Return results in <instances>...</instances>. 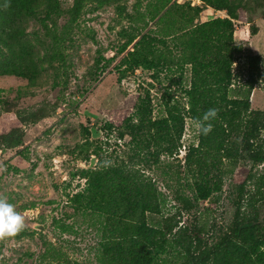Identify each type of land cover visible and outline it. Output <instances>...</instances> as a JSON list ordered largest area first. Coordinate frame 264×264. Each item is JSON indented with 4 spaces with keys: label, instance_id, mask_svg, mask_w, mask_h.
<instances>
[{
    "label": "rangeland",
    "instance_id": "rangeland-1",
    "mask_svg": "<svg viewBox=\"0 0 264 264\" xmlns=\"http://www.w3.org/2000/svg\"><path fill=\"white\" fill-rule=\"evenodd\" d=\"M175 1L201 5L197 0ZM136 2L118 0L102 6L86 2L70 35L59 45L46 35L45 26L53 25L44 12L29 19L26 38L44 60L42 85L29 87L24 79L0 76V197L24 216L27 235L0 238V264H100L104 219L89 211L75 212L70 203L86 188L81 172L92 158L94 167L125 162L155 184L161 212L148 215V223L158 228L172 218L171 224L178 227L154 251V264H183L187 250L194 252L198 245L197 238L201 246L213 245L232 221L238 187L245 183V191H252L264 176V167L253 163V149L264 146V129L254 145L246 144L244 159H223L211 169L210 177H220L222 186L206 201L194 200L193 168L186 166L189 147L198 146L189 118L172 157L156 159L149 154L152 147L139 152L128 136L119 139L118 130L125 124L162 117L165 95L186 105L182 91L190 80L188 66L162 69L154 79L142 69L122 76L124 68L118 66L125 53L117 52L125 40L119 32L130 24L125 16L119 18L116 8L123 6L124 15L133 14ZM59 4L68 12L74 0ZM140 11L146 12L145 3ZM238 16L234 42L242 51L232 67L235 95L241 97L246 90V58L260 56L263 77L254 87L250 108L264 112V0L248 1ZM67 20V14L55 20L59 31ZM146 21V30L163 35L148 15Z\"/></svg>",
    "mask_w": 264,
    "mask_h": 264
},
{
    "label": "trees",
    "instance_id": "trees-1",
    "mask_svg": "<svg viewBox=\"0 0 264 264\" xmlns=\"http://www.w3.org/2000/svg\"><path fill=\"white\" fill-rule=\"evenodd\" d=\"M116 1L74 0L72 9L64 12L59 0H0V76L24 79L29 87L42 85L44 60L26 38L28 21L35 14L44 12L51 20L53 27L45 26L46 35L54 45H59L70 35L86 2L102 6ZM197 1L201 5L179 4L175 0H137L134 13L125 15V8L117 6L119 18L125 16L130 24V28L119 32L125 40L117 52V55L125 53L118 66L124 68L123 77L127 72L142 69L151 72L154 79L162 69L190 68L189 84L182 91L186 105L167 94L162 117L125 124L118 130V137L128 136L139 152L143 148L150 151L152 147L154 152L149 154L156 159L161 155L172 157L180 147L185 118L193 122L207 110L215 109L216 116L208 121L212 131L199 134L198 146L189 147L186 156L187 168L189 171L193 168L194 200L206 201L222 186L220 177L218 180L210 177L211 169L223 159L232 162L244 159V147L253 144L264 129V112L250 108V97L263 74L261 57L251 54L246 58L245 93L238 97L236 88L230 87L232 67L242 51L234 42V21L250 0ZM143 3L144 13L140 11ZM207 8L225 12L226 17L200 22V14ZM65 14L68 20L59 31L55 20ZM147 15L150 22L161 27L162 36L146 30ZM253 153L254 165L264 163V146H256ZM96 158L99 160V156ZM81 175L86 188L72 196L70 203L75 212L89 211L104 219L100 264H154V251L163 247L167 236L178 227L171 224L172 218L158 228L148 223V215L161 212L155 184L122 161L82 170ZM245 187V183L238 187L232 221L218 240L211 246H201L197 238L198 245L194 252L187 250L183 264H264L261 221L264 176L252 185V191L246 192ZM26 235L23 231L14 237Z\"/></svg>",
    "mask_w": 264,
    "mask_h": 264
},
{
    "label": "clouds",
    "instance_id": "clouds-1",
    "mask_svg": "<svg viewBox=\"0 0 264 264\" xmlns=\"http://www.w3.org/2000/svg\"><path fill=\"white\" fill-rule=\"evenodd\" d=\"M215 109H209L203 117L192 122V129L196 134L207 135L212 131V124L208 123L216 116ZM25 228V218L20 214L15 205L0 197V238L14 237Z\"/></svg>",
    "mask_w": 264,
    "mask_h": 264
},
{
    "label": "crops",
    "instance_id": "crops-1",
    "mask_svg": "<svg viewBox=\"0 0 264 264\" xmlns=\"http://www.w3.org/2000/svg\"><path fill=\"white\" fill-rule=\"evenodd\" d=\"M219 15H222V16H219ZM225 15H226L225 12L214 11L210 8H207L205 11H203L200 14V22H206V21H209V20L216 18V17L224 18V17H226ZM204 19H206V20H204Z\"/></svg>",
    "mask_w": 264,
    "mask_h": 264
},
{
    "label": "water",
    "instance_id": "water-1",
    "mask_svg": "<svg viewBox=\"0 0 264 264\" xmlns=\"http://www.w3.org/2000/svg\"><path fill=\"white\" fill-rule=\"evenodd\" d=\"M95 164L96 163H95L94 159L92 158L91 161H90V163H89V165L86 166L85 169H87V170L94 169ZM40 230H42V229H40Z\"/></svg>",
    "mask_w": 264,
    "mask_h": 264
},
{
    "label": "built area",
    "instance_id": "built-area-1",
    "mask_svg": "<svg viewBox=\"0 0 264 264\" xmlns=\"http://www.w3.org/2000/svg\"><path fill=\"white\" fill-rule=\"evenodd\" d=\"M232 73H233V68H232ZM231 88H235V86L233 85V83L230 86ZM185 160V157H184ZM258 167H260L261 169L264 167V163L258 164Z\"/></svg>",
    "mask_w": 264,
    "mask_h": 264
}]
</instances>
